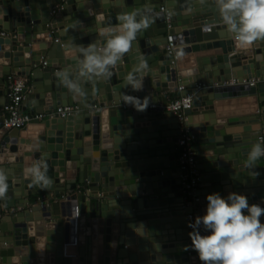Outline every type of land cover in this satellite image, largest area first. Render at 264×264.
Wrapping results in <instances>:
<instances>
[{
	"label": "water",
	"instance_id": "water-1",
	"mask_svg": "<svg viewBox=\"0 0 264 264\" xmlns=\"http://www.w3.org/2000/svg\"><path fill=\"white\" fill-rule=\"evenodd\" d=\"M164 3L171 28L160 11ZM134 9H150L152 22L111 77L84 82L83 97L68 91L56 73L75 67L78 48L95 42L98 28L115 27L120 14ZM1 32L7 35L0 34V112L8 102V76L15 73L28 82L24 111L32 102L46 118L35 120L43 124L32 138L0 125V169L9 184L0 198V264H202L191 248L187 215L204 214L207 194L234 191L264 206V159L245 167L251 144L264 142V40L236 47L214 0H0ZM169 34L176 45L207 47L177 60L167 51ZM141 58L148 65L144 87L134 91L125 78ZM233 79L241 84L224 85ZM245 79L257 83L242 84ZM179 85L194 94L187 124L206 184L196 193L198 209L183 193L170 196L185 187L178 120L151 107L168 102ZM133 97L140 99L135 107ZM233 98L255 103L257 111L235 115L224 103ZM61 105L78 111L51 117ZM40 155L52 181L43 189L26 175ZM139 223L145 236L130 254L124 246H136L129 235Z\"/></svg>",
	"mask_w": 264,
	"mask_h": 264
},
{
	"label": "clouds",
	"instance_id": "clouds-1",
	"mask_svg": "<svg viewBox=\"0 0 264 264\" xmlns=\"http://www.w3.org/2000/svg\"><path fill=\"white\" fill-rule=\"evenodd\" d=\"M214 6L236 47L244 49L264 40V0H214ZM117 19L119 23L115 27L98 28L95 42L78 48L75 67H65L56 73L59 82L74 95H86L84 82L111 77V69L133 47L137 34L152 22L151 10L126 11ZM98 20L103 21L104 16H98ZM147 68L141 58L136 69L126 76L125 83L134 91L142 90V74ZM262 159L264 142L252 143L246 153L245 167L254 168ZM26 175L33 185L41 188L52 183L47 164L42 161L30 164ZM8 187V175L0 169V198L6 196ZM206 200L204 214L188 225L192 229L191 248L202 264H264V222L261 220L264 206L249 204L245 194L234 191L227 195L212 192L206 195Z\"/></svg>",
	"mask_w": 264,
	"mask_h": 264
},
{
	"label": "built area",
	"instance_id": "built-area-1",
	"mask_svg": "<svg viewBox=\"0 0 264 264\" xmlns=\"http://www.w3.org/2000/svg\"><path fill=\"white\" fill-rule=\"evenodd\" d=\"M61 10V9H60ZM160 11L165 13V18L168 23V27L171 28L172 17L170 11L166 5L160 8ZM2 36H6L5 32L0 33ZM58 41V39H56ZM175 44L174 35H168L167 37V51L175 59H180L181 55H177V47ZM43 64L46 65L47 61L44 58ZM9 80V93L7 95L8 102L2 107L1 112L4 120L1 121V127L4 131H13L15 129H23L35 120H43L46 115L44 113H29L23 111V101L25 99L24 90L28 85L26 79L23 76L12 73L8 76ZM257 81L245 79L242 84L255 86ZM241 84L237 80H229L224 85H238ZM202 87V84L199 85ZM179 96L168 100V102L152 103V108H159L163 111H169L173 113L178 120V139L177 147L179 151V165L186 173L182 175L183 183L185 187L183 193L185 199L188 201L186 204L196 207V202L199 198L196 195L202 176L199 170V161L197 159V151L195 148L196 137L187 124L188 114L187 111L193 108L194 94L187 92L185 85H179ZM140 102L138 97H133L131 104H137ZM128 104L124 105L126 107ZM78 111L77 106L61 105L51 114V117H58L59 119H66L74 116ZM190 201H189V200ZM190 222L194 221L197 214L195 212L187 215ZM192 231V229L190 228ZM128 248V246H126Z\"/></svg>",
	"mask_w": 264,
	"mask_h": 264
},
{
	"label": "crops",
	"instance_id": "crops-1",
	"mask_svg": "<svg viewBox=\"0 0 264 264\" xmlns=\"http://www.w3.org/2000/svg\"><path fill=\"white\" fill-rule=\"evenodd\" d=\"M163 5H166L165 3L163 4ZM214 46H218L217 44H215ZM207 47V45H193V44H189V45H179L178 47H177V53H182L181 55L182 56H187L189 53H187V52H190V53H194V51H195V49L196 48H200V49H205ZM187 53V54H186ZM171 75V73H169V76ZM24 79H26L27 80V78H25V77H23ZM257 81V80H256ZM180 95V92L178 91V90H175V89H171V92H169L168 93V96H169V100H171L172 98H174V97H176V96H179ZM206 97V96H205ZM253 97V96H252ZM244 98V97H243ZM243 98H240V99H237V98H233V99H231V100H228V101H224V103L225 104H229V105H231L230 106V108H231V110H232V112L235 114V115H237V116H239V115H247V114H250V113H253V112H256L257 111V105L255 104V103H252V104H243L241 101L242 100H246V99H243ZM248 98H251V96L250 97H248ZM248 100V99H247ZM24 106V105H23ZM22 106V107H23ZM23 111H24V109H23ZM24 112H29V113H36L35 112V106L33 105V103L32 102H30L29 103V105L27 106V110H25ZM106 115V114H105ZM234 115V116H235ZM2 112H0V119H1V121H2ZM46 118V117H45ZM44 118V119H45ZM44 119L43 120H41V121H44ZM43 123H37L36 121H34V122H32V123H30L27 127H25V128H23V129H20V131H21V133H20V135H21V137H25V138H32V135H34V134H36L37 133V131L39 132L40 131V128H41V125H42ZM0 125H1V123H0ZM1 129H2V127H1ZM2 131H4L3 129H2ZM179 157V151L177 152V158ZM36 161H44L43 160V158H42V156L40 155L38 158H37V156H36V159H35ZM35 160H34V162H35ZM47 175L49 176L50 175V169H49V167H47ZM201 176H202V173H201ZM205 185L206 184H204L203 183V181H201V184H200V186H199V188H198V190L196 191V192H198L201 188H204L205 187ZM43 189V188H42ZM178 192H180V193H183V189L182 190H178V191H175V193L174 192H172L171 194H170V196H174V194H176V193H178ZM184 194V193H183ZM69 194H67V196H68ZM66 198V197H65ZM61 199H63V197L61 196V197H59L58 199H54L55 200V202H56V200H61ZM186 200V199H185ZM189 200V199H188ZM66 201V200H65ZM190 201V200H189ZM186 203H188V201L186 200ZM188 206H190V204H187ZM196 209H198L199 207H195ZM85 227L87 228V226L85 225ZM84 227V231H85V228ZM90 227V226H89ZM80 231V230H79ZM135 232H136V234L135 235H129L130 237L129 238H132L133 236V238H135V240H136V246L135 247H132V246H129L128 245V251H129V253L130 254H134V253H136L137 251H139V249H140V247H141V245L140 244H138L139 242H138V240L141 238H143L145 235L142 233L143 232V227H142V224L140 225V223H139V227L135 230ZM83 237H84V235H83ZM84 238H86V237H84ZM80 245L82 246V248L84 249L85 248V246H86V244H85V241L83 240L81 243H80ZM123 247V246H122ZM96 247H94V249H95ZM124 248H127V247H125L124 246ZM139 254V253H138ZM145 252L143 253V254H140V256H139V258H138V260H140L141 259V257H145ZM96 263H97V261H95Z\"/></svg>",
	"mask_w": 264,
	"mask_h": 264
},
{
	"label": "bare ground",
	"instance_id": "bare-ground-1",
	"mask_svg": "<svg viewBox=\"0 0 264 264\" xmlns=\"http://www.w3.org/2000/svg\"><path fill=\"white\" fill-rule=\"evenodd\" d=\"M188 218V217H187ZM189 221V220H188ZM189 223H190V221H189ZM188 228H189V230H190V227L188 226ZM191 231V230H190Z\"/></svg>",
	"mask_w": 264,
	"mask_h": 264
}]
</instances>
